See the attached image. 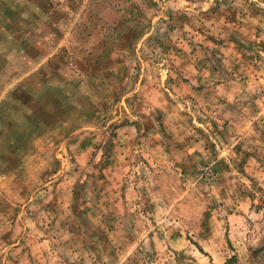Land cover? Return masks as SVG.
I'll return each instance as SVG.
<instances>
[{"label":"rangeland","instance_id":"rangeland-1","mask_svg":"<svg viewBox=\"0 0 264 264\" xmlns=\"http://www.w3.org/2000/svg\"><path fill=\"white\" fill-rule=\"evenodd\" d=\"M0 264H264V0H0Z\"/></svg>","mask_w":264,"mask_h":264}]
</instances>
